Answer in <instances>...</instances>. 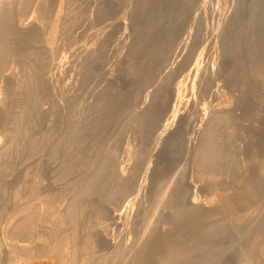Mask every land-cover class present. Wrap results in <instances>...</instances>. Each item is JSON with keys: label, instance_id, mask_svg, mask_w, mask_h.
<instances>
[{"label": "bare ground", "instance_id": "obj_1", "mask_svg": "<svg viewBox=\"0 0 264 264\" xmlns=\"http://www.w3.org/2000/svg\"><path fill=\"white\" fill-rule=\"evenodd\" d=\"M71 1L74 2V0H0V264H108V263L109 264H117V262L119 260H121L123 257H125V255H127L129 252L126 249V247H123L124 245H121L120 241H117L114 237L111 238L108 235V233H109L108 228L109 227L116 228V229L119 228L117 230L131 229L129 226L131 224H133L132 222H134V221H132V219L133 220L136 219L135 217L133 218V213L135 212V214L137 216L139 213L138 208L140 207L141 204L144 203V201L142 203V200L140 197H141V194H143V195L145 194V192L147 191V187L145 185L140 184L141 181H140V183H137L138 177H137L136 166H137V162L139 160L137 162H136V160L134 162L132 161V159H133L132 156H134L131 152L132 147H133V146H131L132 142L131 143L129 142L130 143L129 144L130 152L128 150V152L126 153V156L123 157L124 158L123 160H120V158L118 157L119 154L117 155V153H118L117 147L118 146L116 147V144H115L116 142L114 143V141L116 140L115 139L116 137L114 138V135H113L114 130H113V133H111V135L109 134L110 137L108 136L107 139H105L106 138L105 136H104L105 137L104 140L98 139V137L96 138L95 136H93L94 138L93 137L91 139L88 138L89 140H87L86 145H83L84 147H80L79 144L80 143L84 144V142H85L82 139V138H84V133L86 132V130L87 131L89 130V128L87 127L88 125L86 123L87 121L83 122V120L85 119V116H84L85 113H83L84 119H82L80 121L77 120L78 122L75 121L73 127L70 124V126H71V127L69 126L70 128L66 127L64 129H60V130L55 129V128L54 129L53 128L47 129L46 127H47L48 123L49 122L52 123L51 122L52 120H50V121L48 120L49 122L47 121V125L45 127L47 129L46 131H43L44 130L43 129L44 128L43 127L44 121L41 123L42 125L38 123V125H40V126L37 129V126H38L37 125V119L40 120V118H37V117H39L38 115H40L41 113H44V112L40 111L43 109V107L41 109L39 106L42 105V101L44 103V100L41 99L42 101L40 100L41 101L40 102L39 100H37V97L31 98L32 97L31 91L33 92V90H31V89H33L34 86H32V88H31L30 83L28 85V82H27V86H24L23 82H25V80L26 81L28 80L29 82H33V79L35 80V78L32 76L31 77L29 76V78H27L28 76L24 77L23 72L20 73V71H19V67H20L19 65L22 64L24 56L25 57L27 56V55L23 56V53H25V52L27 53V51L30 49H35L36 44L39 45V43H42V42H44L45 45L50 49L49 52L51 51L50 54L52 56L50 54L49 55L52 57V62H51L52 68L53 67L55 68V67L61 65V63H63L62 61L66 58L65 55H67L68 52L67 53L65 52L66 54L62 53V55H60L61 54L60 53L61 48H59V46L63 47L62 48V51H63L64 47L67 46L68 42H67L66 46H61L58 44V42H59V39H61L62 45H63L64 41L66 42L65 38H64L65 39L64 41L62 40L63 36L61 38V33L63 30L65 31L64 24H65V21L67 20V19L65 20V18L67 17V15H69V13L67 14V11L65 12V9H66L68 4L70 5L72 3ZM82 1H83V3L80 2V5H81V3H82V5H84V4H87V2H88L87 0H82ZM137 1H135V2H137ZM145 1L147 4V1H149V0H144V2ZM102 2H103V0H102ZM188 2H189V0H188ZM258 2H259V5H261L260 4L261 1L259 0ZM138 3L139 2L135 3L136 5H134L133 8L135 6H137ZM51 4H53V10L50 9ZM78 4H79V2H78ZM139 4H142V5L139 6L138 9L141 10V13L143 14V16H145V24H143L144 27L140 26V28H142V27L143 28L142 29L139 28V32H140V30L144 31L145 28L149 27L150 29H152L153 27H156L157 25H159L160 19L156 18L151 13L150 8H149V4L146 5L145 3H141V2ZM143 4H145L146 6ZM97 5H99V3ZM87 7H88V4L85 5L83 7V9L85 10V9H87ZM101 7H102V4H101ZM140 7H141V9H140ZM256 8H258V6ZM134 9L137 10V7ZM38 10H44V11H41V13H40V11H38ZM50 10H52L53 12L52 11L50 12ZM105 10H107V9H105ZM88 11H90V8ZM44 12L46 13L45 14L46 16L52 18L51 21H49V24H48V22L47 23L45 22V21H48L50 19L47 20V18L45 16H43ZM80 12L83 13V11H80ZM102 12H104V10H102ZM134 12L135 11L133 10V13ZM50 13H53V16ZM85 13L88 14L89 12H85ZM35 14H37V16ZM81 14L78 13V15H80V16H81ZM105 14H108V13L105 12ZM73 15H75V14H73ZM78 15H77V18H78ZM80 16H79V18H80ZM132 16H134V15H132ZM42 17L46 18V20L43 21L41 19ZM69 17H67L69 20H74L73 17H75V16H73V17L71 16L73 19H71V17L70 18ZM77 18H75L76 19L75 22L78 21ZM92 18H93V16H92ZM106 18H107V16H106ZM40 19L42 20L41 22H40ZM82 19L84 20V19H86V17H84ZM80 20H81V18H80ZM121 20L122 19L115 21L114 24H117L119 26H123V23ZM44 22L46 23V25L45 26L43 25L44 26L43 27L42 24H44ZM68 24H69V26H70V24L72 25V23H68ZM94 25H95V23H94ZM66 26H68V25H66ZM87 26H89V25H87ZM98 27H100V26H98ZM102 27L104 28L103 25H102ZM75 28H76V26H75ZM150 29H148V32L152 31ZM66 30H68V29H66ZM136 30H134V32ZM245 30L250 31L252 33V35L256 34V36H257V38L254 36L255 39L252 37H248L244 40V44L247 47H249V49L247 48L248 50L245 54V57L248 61L252 62L256 66V67L255 66L254 67L257 69V72L262 74L263 78H264V4L259 9H256L253 12L252 17H250L248 24L245 26ZM100 31L102 32V28L100 29ZM100 31L98 32V29H97L96 33L92 32V35H94L93 33L97 34L96 35V38H97L99 35L98 33H100ZM67 32H69V31H67ZM106 32H109V30L107 31V29H106ZM144 32H143V34H144ZM66 33H63V34H66ZM137 33H138V31H137ZM146 35H148V37H149L151 34L147 33ZM153 35L154 34H152L151 36H153ZM100 37L101 36L99 35V38ZM102 37H104V35H102ZM106 37H108V36H106ZM106 37H104V38H106ZM66 38L69 39V37H66ZM136 38H138V37L135 36V39ZM139 38H143V37H139ZM145 38H147V37H145ZM145 38H143V39H145ZM149 39H151V38H149ZM154 39H155V37H154ZM70 40L72 41V39H70ZM142 40L140 41L141 42L140 46L142 44H144V42H142ZM73 41H74V39H73ZM153 41H151V42H153ZM95 42L96 41H94V44L93 43L92 44L95 45ZM132 42L135 43L136 40L135 41L133 40ZM137 42H138L137 44H139V41H137ZM99 43H100V41H99ZM99 43L97 42L96 44L99 45ZM147 43H145V44H147ZM76 44H78V43H76ZM83 44L85 46L87 43H83ZM119 44H121V43H119ZM164 44H165V42H164ZM90 45L91 44H89L86 47V48H88L87 50L90 49ZM100 45L102 46V44H100ZM135 45L133 44L132 46H135ZM42 46H44V45H42ZM42 46H40V47H42ZM71 46H72V44H71ZM75 46H74V48H75ZM96 46L93 47L94 49H92V51L96 50L95 48H98ZM47 47L46 48L43 47V51L45 49H48ZM68 47H69V45H68ZM71 48H73V47H71ZM76 48H78V47H76ZM102 48L97 49L99 53L101 52L100 50ZM151 48H152V46H151ZM85 49H84V52H85ZM133 49H135V48H133ZM36 50L39 51V48H36ZM36 50H34V51H36ZM40 50L42 51L41 48H40ZM75 50H79V49H75ZM81 50H83V47ZM97 50H96V52H97ZM106 50H107V48H106ZM30 51L34 54V51H32V50H30ZM67 51H69V53H71L70 52L71 49L70 50L67 49ZM147 51H148V49H147ZM96 52H93V53H96ZM150 52H151V50H150ZM37 53H39V52H36V54ZM73 53L76 54V52H73ZM88 53H90V52H88ZM105 53H106V51H105ZM151 53H153V52H151ZM90 54H87V55H90ZM38 55H36V56H38V58H39L40 54H38ZM43 55L44 54H42V57H43ZM46 55H47V53H46ZM82 55H84V54H81L80 56H82ZM97 55H98V53H97ZM48 56H47V58H48ZM69 56H71V54ZM85 56H86V54H85ZM51 57H50V59H51ZM90 57H91V55L89 57L87 56V59ZM92 57L94 59V56H92ZM30 58L32 59L33 57H30ZM36 58L37 57H35V59ZM80 58L83 60L84 57L83 58L80 57ZM31 59L29 60L30 62L32 60H34V59L31 60ZM42 59L46 60V58L45 59L42 58ZM79 59H77V60L80 61ZM99 59H100V57H99ZM47 60H46V62L45 61L44 62L47 63ZM74 60H76V59H74ZM29 61L27 60L28 64H29ZM38 61H37V65H38ZM90 61L93 62L92 58H91V60H87V62L89 63L88 65H90ZM100 61H101V59H100ZM35 62H34V65L36 64ZM87 62H85V63H87ZM31 63H33V62H31ZM64 63L66 64V61ZM70 63L73 64V62H70ZM79 63H82V62H79ZM24 64L26 65L25 68L27 69L28 64L25 62H24ZM42 64H44V63H42ZM83 64L84 63H82V65ZM84 65H86V64H84ZM44 66H45V64H44ZM48 66H49V62H48V65L45 67L47 68ZM78 66H79V64H78ZM39 67L40 66H38L37 68L39 69ZM249 67H252V66H249ZM33 68H35V67H33ZM48 68H50V67H48ZM63 68H65V67H63ZM66 68H67V66H66ZM86 68H88V69H86ZM86 68H85L86 69L85 71L87 72V70H89L91 67L90 68L86 67ZM20 69H21V67H20ZM50 69L47 72L45 70V72H46L45 74L48 73L47 77H49L51 75L50 71H52V70L54 71V69H52V70H50ZM58 69H55V71H57ZM67 69H66L67 71H70L69 68H67ZM71 69H74V67H71ZM78 69L79 68H76L73 71L75 72ZM82 69L84 71V68H81V70ZM142 69H143V67H142ZM62 70H64V69H62ZM196 70H198V69H196ZM24 71H25V69H24ZM28 71H29V69L27 70V73H28ZM38 71H42V68L39 69ZM60 71L61 70H59V72L58 71L57 72H58V74L60 73V75L62 76L63 74H61V72H63V71H61V72ZM91 71L92 70L90 69L89 72H91ZM64 73L68 74V73H66V71H64ZM80 73H82V72H80ZM26 74H25V76H26ZM45 74H44L43 79H45V76H46ZM58 74H56V77L59 80L60 78H58ZM74 74H76V72ZM39 75L40 74H38V76ZM69 75H70V73H69ZM87 75L93 76L89 73ZM87 75H84V76H87ZM38 76L36 74V79ZM52 76H53V74H52ZM78 76H79V78L82 77L81 75H78ZM78 76H77V79H79ZM84 76H83V78H84ZM88 76H87V79H88ZM94 76L97 77L98 74L96 73ZM101 77L99 79H101ZM54 78H55V75H54ZM54 78H52V79L54 80ZM65 78H62V80L63 79L65 80ZM71 78H73V77H70L69 79L71 81H73ZM38 79H41V77H38ZM90 79H88V80H90ZM96 79L98 80V78H94L93 80H96ZM30 80H32V81H30ZM45 80H47V79H45ZM53 80H51V81H53ZM55 80L53 82L54 85L56 84ZM91 80H90V82H91L90 84L93 83ZM48 81L43 80L42 84H43V82L48 83ZM161 81L162 80H160V82ZM36 82H39V83H37L38 85L41 83L40 81H36ZM36 82H35V85H36ZM66 82H67V80H65V83ZM80 82H82V81H80ZM100 82L96 81V82H94V84L96 85V83H98L97 85H99ZM62 83H63V81H62ZM79 84H80V86L82 84V86L86 87L89 84V81L86 82V85H84L85 83H78L77 84L78 87L76 84H72V85L73 86L75 85L77 87V89L80 90ZM90 84L88 86H90ZM51 85L52 84H50V86ZM62 85H63V87L62 86L61 87H55L52 85L51 89H47L50 86H48V87L46 86L47 87L46 89L49 90L48 93H46V94H49L51 96L52 101H54L56 98H57L56 100H59L60 103H61V101H66L67 99L69 100L70 97H66L65 93H64L67 90V89H64V87L66 88L68 84L64 85V83H63ZM70 85H68V86H70ZM57 86H59V85H57ZM75 86H74V88H75ZM245 86H246V84H245ZM84 87H82L81 90L84 91V89H85V91H86L87 88H84ZM93 87H98V86H93ZM67 88H69V87H67ZM115 88H114V90H115ZM139 88L140 87H138V89ZM145 88H143V89H145ZM37 89H39V88L37 87ZM93 89H95V88H93ZM109 89H110V87H109ZM68 90L71 91V88ZM101 90H103V89H101ZM137 90L136 91L134 90L136 95L133 98L131 96L132 94L130 93L131 90L129 91V93L131 95H129V93H127V95H129V96H126V97L132 98L134 101L130 98H129V100H132V102L135 103L137 106L132 108V109L129 108V110H126L121 115L120 119L117 118L118 119L117 125H116V126H118V128H117L118 130L116 131L117 133L119 132L121 134V133L128 132V131L135 133L136 129H137V131L141 129L139 126H137V123L141 122L140 119H138L139 121H137V114H140V117H141V113L145 111L146 99L144 97L146 95V98H147V93L149 92V94H150V90L148 92L145 90L143 96H140V93L137 95V93H136ZM20 91L23 92L22 96H24V99L22 98V96L19 97V99H18V96H19L18 94ZM37 91L35 89V91H34L35 93H33V95L35 94V96H36ZM41 91L45 92L43 90V88ZM73 91H71V93L69 92L70 95L75 94L76 90L74 91V93H72ZM88 91H86V92H88ZM43 92H40V93H43ZM78 92H77V94H78ZM80 92H82V91H80ZM91 92H93V91L91 90ZM106 92L107 91H105V94L107 95ZM123 92H126V91H123ZM155 92L158 93L157 91H155ZM82 93H79V96H77V97L74 95V97H76V99H78V97H79V101H80V97H81L80 94H82ZM97 93H98V90H97ZM97 93L95 96H99V95H97ZM100 93H101L100 98L102 99V97H103L102 93L104 94V92H100ZM109 93L110 92L108 90V94ZM112 93L113 92H111V94ZM90 94L91 93H89V96H90ZM115 94H114V96L116 97ZM124 94H126V93H124ZM85 95H87V94H85ZM85 95H82L83 99L86 97ZM150 95H148V96H150ZM154 95H156V94L154 93ZM263 95H264V93H263ZM52 96H54V98L55 97L56 98L55 99L53 98L54 99L53 100ZM118 96L119 95H117V98H118ZM120 96H122V93ZM74 97L72 98V100L74 99ZM126 97H125V99H126ZM21 98L24 101L20 100ZM39 98H41V97L39 96ZM44 98H49V96L47 97L45 95ZM90 98H91V96H90ZM100 98L96 99V101L99 100V102H100ZM117 98H116V100H117ZM121 98L124 99L123 97H120V99ZM156 98H158V97H156ZM30 99L32 101L33 100L35 101V99H36V102L34 103L31 101V103H30ZM76 99L73 100V103H74V101L76 102ZM105 99H106V96H105ZM112 99H111V101H112ZM45 100H47V99H45ZM56 100H55V102H56ZM68 100H67V102H68ZM87 100L88 99H86V101ZM102 100H104V97ZM116 100H115V102H116ZM129 100H127L128 103H129ZM47 101H49V100H47ZM59 101H57L58 104L56 106H59ZM92 101H93V99H92ZM117 101L119 104V100H117ZM121 101H123V100H121ZM39 102L41 104V105H38V107L40 109L37 107V103L39 104ZM81 102H82V99H81ZM99 102H98V104H99ZM101 102H103V101H101ZM105 102H107V100ZM234 102H235V100H234ZM45 103H44V105H45ZM70 103H72V102H69V105L71 107L72 105ZM89 103H91V101ZM109 103H107V105ZM235 103L237 104V102H235ZM238 103L240 104V102H238ZM62 104H64V103H62ZM77 104H79V103H76V105ZM94 104L95 103H93V105ZM153 104H154V102H153ZM214 104H216V103H214ZM220 104H221V102L216 104V106H214V107H212L213 105L210 107V104H209V107H208V105L206 106L205 104H203L204 106L201 108L203 110V112H202L203 118L202 119H204L208 116V118L205 120L206 123L204 125V128L202 127L201 129H197L196 124L191 123V125L193 124L191 127L192 134L199 133L198 139L193 144L194 145L193 146V152H194L193 155L196 156V159H194V161H193V163H194L193 166L197 170L198 175H201V177L206 179L205 181H207V183L205 182L204 184H209L211 186L216 185V186H218V190H216V192L213 194L210 201H208V202L198 201V199L196 200L195 198H194L195 200L194 199L192 200L191 195H193V194L190 193V192H193V191H191L192 188L190 190L188 185L185 187V184H183L184 181L182 182V178L184 176L183 175L184 173H182V174H180V176L177 175L176 177H174L172 179L170 178L171 180H169V181L167 180L168 182L166 181L163 185H161L158 188V190H156V196H154L155 199L153 198L154 200H153V202H151L150 205L145 203L148 210L146 212H144V209H143V214L144 213L145 214L143 215L141 213L142 214L141 216L143 217V220H144V222H143L144 223L143 227L145 226L143 228L144 232H146L148 234L151 233L149 218H151V216H152L151 214L155 215L154 213L158 212L161 207H167L170 210L171 214L174 216V219L176 220L177 226H179V227L182 226L184 223L187 224V222H190V223H192V225L193 224L195 225V223H193V222L194 221L196 222V220H198L199 218L204 219V222H205L209 219H212L214 217V215L220 211H222L225 214L229 213V216H230V213H233L234 215H232V214L231 215L235 216V222L229 227V225L227 226L225 224V222H223V221H220V220L216 221V220L212 219V222H210V224L207 223L209 225L208 227H206L207 229H204L201 232L194 230V232H193L194 234L192 233L193 236H196V239L198 236V240H200V243L198 242L200 244V246H196L197 249L199 250V252L192 250V249L190 250V247L188 249V246L186 249L183 247L184 250H183V248L181 250L180 245H179L181 243V242L179 243L180 239L178 238L179 239L178 241L176 239L175 240L176 242L174 241V243H176V244L174 246H172V248L169 247L170 250L168 251L167 255L164 254V256H163L164 260L162 258L164 263H162V264H234V262L231 261L230 257H236L237 259L240 258L239 259L240 261L241 260L244 261V262L243 261L240 262L239 260L235 259L237 261V263H235V264H264V160L260 161L259 159H257V157L263 158L264 155H254L253 157H249L248 155H246L247 151H246L245 146L237 148L235 146V144L229 140H227L225 142H223V140H221L222 141L221 143H223L222 145H221V143H219L220 141H218V137H220V136H218V132H219V130L221 131V129H222L221 127L228 121V118L232 112V109L225 108L224 106H222ZM48 105H49V103H48ZM50 105L53 106L52 102ZM93 105H91V106H93ZM101 105H103V104L101 103ZM109 105H111V104H109ZM112 105H114V103H112ZM112 105L109 107L112 108ZM150 105H148V103H147V106H150ZM231 105H233V104H231ZM56 106L54 105V107H56ZM60 106H62V105L60 104ZM78 106L79 105H77V107H76L73 104L74 112L77 109H79ZM95 106H96V104H95ZM62 107L61 108L59 107V108L62 109ZM86 107H88L87 104H86ZM120 107H121V105H120ZM176 107H178V106H176ZM232 107H235V105H233ZM51 108L52 107H50V109ZM91 108L89 110L88 109H85V110H88L89 112L91 111L92 114L93 113L95 114L96 112H92L94 108L92 110H91ZM96 108H97L96 111H98V107H96ZM111 108L109 111H111ZM44 109L47 110L46 108H44ZM56 109H58V108H56ZM56 109H54L53 111L56 112L55 111ZM67 109L64 111V113L66 111L70 110L71 108H69L68 110ZM113 109L116 110V108H113ZM181 109H182L181 112L179 110L178 111L179 113L177 111L175 113L174 112L175 110L173 108L172 110H174V111H172V113H175L174 119L172 118L173 120L165 121L161 124H157L158 126H160V130L162 131L161 134L164 135L163 136V135L159 134L160 138H161V136H163L162 140H164L163 139L164 137L166 139L169 137V135H173L171 133L178 131V129L180 128L182 123L186 122L187 124L188 123L190 124V121L193 122L195 115H197L200 111V108L198 107V105L196 103H193L188 107L186 106V110H185V107H184V109L183 108H181ZM79 110H81V109H79ZM99 110H101V109H99ZM47 111H50V110H47ZM82 111H83V109H82ZM123 111H124V109H123ZM152 111H153V109H152ZM59 112H62V111L60 110ZM74 112H72V114ZM84 112H86V111H84ZM89 112H88V116L90 114ZM108 112H106V113H108ZM57 113L58 112H56L55 114H57ZM70 113H68V114H70ZM44 114H46V111ZM47 114H48V112H47ZM47 114L44 115L46 117H44V116L43 117L48 119L49 116H47ZM72 114L70 115V117L72 116ZM98 114H99V112H98ZM144 114H145V112H144ZM74 115H75V113L73 114V120H74ZM149 115H150V113H149ZM233 115H235V114H233ZM61 116L63 119V114H60V117ZM83 116H79V114H78L79 118L80 117L83 118ZM86 116H87V114H86ZM90 116H89L88 120H90ZM101 116L102 115H100V117ZM103 116H104V114H103ZM92 117L96 118L95 116H92ZM97 117L98 118H96V123L98 121L97 119H99V116H97ZM105 117H107V116L105 115ZM49 118L52 119L53 117L52 118L49 117ZM101 118L103 119V117H101ZM147 118L149 119L148 115H147ZM168 118H167V120H168ZM55 119H57V118H55ZM141 119H142V117H141ZM195 119H197V117ZM202 119H201V121H202ZM156 120H157V118H156ZM59 121L56 123L60 125V128L62 126H65V125L61 126L60 122L62 120L60 122ZM71 121L72 120H69V122H71ZM90 121H92V120H90ZM90 121H88V122L90 123ZM99 121H101L102 125H103V121L101 119ZM150 121H151V119H150ZM150 121H142V122L143 123H145V122L150 123ZM63 122L66 124V120L62 121V123ZM93 122H95V120ZM93 122L91 123V125H93ZM105 122H107V121H105ZM53 123H54V121H53ZM98 123H100V122H98ZM158 123H160V122H158ZM49 125H48V127H49ZM52 125L53 124H51V126ZM144 125L147 126V124H144ZM44 126H45V124H44ZM54 126H56L55 123H54ZM96 126H98V125L96 124ZM96 126H94V127L96 128ZM99 126L101 127V125H99ZM148 126H151V124ZM138 127L140 129H138ZM147 127H146L145 131H147ZM153 127H151V128H153ZM92 128L93 127H91L90 129H92ZM94 129H92V131ZM98 129H99L98 132H100L101 128H98ZM103 129H102V131L105 133L106 130L104 131ZM114 129L116 130V128H114ZM143 129H145V128H143ZM97 130H96V132H97ZM96 132L94 134H96ZM103 132H102V134L104 135ZM140 132H142V131H140ZM150 132L151 131H149V133ZM107 133H109V130L107 131ZM143 133H144V130H143ZM102 134H100V136L99 135L98 136L100 138H102L101 137ZM147 134H148V132H147ZM246 134L248 136V139L257 137L256 134L253 133V131L247 130ZM112 135H113V138L115 140L112 139L113 142H109V139L112 138L111 137ZM86 136L87 135H85V138H86ZM143 136H144V134H143ZM145 136H146V133H145ZM159 136H158V138H159ZM90 137H91V135H90ZM176 137L177 136H174V139H176ZM158 138H157V140H158ZM98 140H100V141H98ZM112 140H110V141H112ZM117 140H118V138H117ZM257 140L260 143L264 144V139H257ZM189 141H190V139L188 140V142ZM165 142H166V140H165ZM160 143H161V141H157L158 147H159ZM243 154L246 155V157L241 156ZM67 160L69 162L71 161L70 163L73 162V164L71 166H69L68 168H66L67 167L66 166L64 169L65 165L63 162H65ZM68 161L65 162V164H67ZM253 161L259 162V166H260V168H258L259 170L251 168V164ZM149 170H150L149 168H146V171H149ZM37 172H38V174H35ZM144 172H145V170H144ZM139 176L141 177V175H139ZM148 178H149V176L147 175L146 179H148ZM208 194H207V196H209ZM148 203H150V202H148ZM141 206H143V205H141ZM143 207H145V206H143ZM120 210L126 211V217L123 216V215H125L124 213L122 215V213H121L122 211H120ZM118 211H120L121 214ZM129 212H130V214H129ZM136 212H138V213H136ZM122 216L125 218V220L122 219L123 218ZM232 218L233 217H231L230 220H233ZM141 220H142V218H141ZM150 223H151V221H150ZM190 223H188V224H190ZM192 225L190 224V226H192ZM192 229H195V226ZM200 229H201V227H200ZM174 230H175V228H174ZM190 231H191V227H190ZM231 231L232 232L234 231V233H235L234 237L232 236L233 234H229V232H231ZM228 234H229V236L231 235L230 236L231 238H234L232 241L230 240L231 242L229 244L228 243L226 244V242H227L226 239H224L225 240L224 244H222V242L220 245L215 244L217 242V240L215 238H219V237L220 238H228ZM251 236H253V240L250 238ZM180 237H181V235H180ZM193 238H195V237H193ZM146 240L147 239H145V241ZM211 240H216V241L214 242ZM181 241L183 244L184 241L183 240H181ZM148 242H150V241L143 242V244L140 245L141 250L137 247L139 249V251H142L141 253L143 255H144V253H143L144 250H146V248H147V244H149ZM104 243L108 245V247L111 249V251L104 253V254H97V251L95 249L96 245L104 244ZM141 253L139 252L138 255H141ZM142 257H144V256H142ZM142 257L140 258V256H139L138 258L142 259ZM94 259H97V262H93ZM181 261H183V263Z\"/></svg>", "mask_w": 264, "mask_h": 264}, {"label": "rangeland", "instance_id": "obj_2", "mask_svg": "<svg viewBox=\"0 0 264 264\" xmlns=\"http://www.w3.org/2000/svg\"><path fill=\"white\" fill-rule=\"evenodd\" d=\"M77 1L78 0H74V2L71 1L72 3L70 2L71 4L70 5L68 4L66 9H65V12L67 11V14L69 13V15H67V17H69L71 14H72L71 15L72 17L73 16H75V17H73L74 20H69L67 17L65 18V20L67 19L66 21L64 20L65 21V24H64L65 31L64 30H63L64 32L62 31L61 38L63 36L62 40L64 41L66 39V42L64 41L65 43L63 42V45L61 44L62 43L61 39H59V42H58V44L61 46H66V44L68 42L67 46L64 47L63 51H62L63 47L59 46V48H61V50H60L61 54L60 55H62V53L63 54H66L67 52L69 53V51H67V49L68 50L71 49V51H70L71 53H69V54L67 53V55H65L66 60L65 59L64 60L66 61V64L64 63L65 61L63 60L62 61L63 63H61V65H59L55 68L54 67L52 68V64H51V62H52L51 56L52 55L50 54L51 51L49 52L50 49L45 45L44 42H42L43 44L42 43H39V45L36 44L35 49H30V50L34 51V50H36V48H39V51H37V50L34 51V54L30 50H28L27 53L26 52L23 53V56L24 55H27V56L26 57L24 56L22 64L19 65L21 67V69L19 67V71H20V73L23 72L24 77L28 76L27 78H29V76L30 77L32 76L35 78L36 81L41 82L40 83L41 85L40 84L38 85L37 83H39V82H36L34 79H33V82H29L28 80L27 81L25 80V82H23L24 86H27V82H28V85L30 83L31 88H32V86H34L33 89H31V90H33V92L31 91V93H32L31 98L37 97V100L40 101L42 99V100H44V103L47 100H49V101H47L49 103V105L47 102L44 105L42 100H41L42 105L40 104L41 101L39 102V104L37 103V107H38V105H41V106H39L41 109L43 107V109L40 110L41 112L45 113V111H46V114L48 112L47 116H49L51 118L53 117L52 119H50L49 117L47 119V118H44V117H46V116H44V115H46L44 113H41L40 115H38L39 117H37V118H40V120L37 119V125H38V123L41 124L44 121L43 122V127H44L43 129L44 130L42 129L43 131H46L49 128H51V129L55 128V129H59V130L64 129L66 127L68 128L70 126V124L73 127L75 121L78 122V121L84 119V116H85L86 120L84 119L83 122L87 121L86 123L88 125L87 127L89 128V130L88 131L86 130V132L84 133V138H82V139L85 142H84V144L80 143L81 144V145L79 144L80 147H84L83 145H86L87 140H89L88 138L91 139L93 136H95L96 138L98 137V139H101V140L102 139L104 140L105 137H106L105 139H107L108 136L110 137L111 133H113V130H114L113 135H114V138L116 137L115 138L116 140L113 138V135H112L111 136L112 138L109 139V142H113V140H115L114 143L116 142L115 143L116 147L118 146L117 147V150H118L117 155L119 154L118 157L120 158V160H123L124 159L123 157L126 156V153L130 149L129 144L132 142L131 146H133V147H132L131 152L134 155V156H132L133 157L132 161L134 162L136 160V162H137L139 160L137 162V166H136L137 177H138L137 183H140V181H141L140 184L145 185L147 187V191L145 192V194L144 195L141 194V197H140L142 200V203L144 201V203L141 205H143L145 207H146V204L150 205L151 202H153V200L155 199L154 196H156V190H158V188L161 185H163L167 180L169 181L172 178L176 177L177 175L180 176V174H182V173H184L183 174L184 176L182 178V182L184 181L183 184H185V187L188 185L190 190L192 188L191 191H193V192H190L191 194H193V195H191L192 200L195 198L196 200L198 199V201L208 202V201H210L211 197L216 192V190H218V186H216V185L211 186L209 184H204L205 182L207 183V181H205L206 179L201 177V175H198L197 170L193 166L194 165L193 161H194V159H196V156L193 155L194 154V152H193V146L194 145L193 144L198 139L199 133L192 134L191 127L195 123L197 129H201L202 127L204 128V125L206 123L205 120L208 118V116L206 118L202 119L203 118V114H202L203 110L201 108L204 106L203 104H205L206 106L208 105V107L210 104V107L212 105H213L212 107H214V106H216V104L221 102L220 105L224 106L225 108L232 109V112L228 118V121L221 127L222 128L221 131L219 130V132H218V136H220V137H218V141H220L219 143L222 142L221 140H223V142L229 140V141L233 142L237 148L245 146L246 151H247L246 155H248L249 157H253L254 155H264V146H263L264 144L260 143L257 140V139H264V95H263V93H264V80L263 79L264 78H263L262 74L257 72V69L255 68L256 66L252 62H250L246 59L245 54H246L247 50L249 49V47H247L244 44V40L248 37H252L254 39H255V37L257 38L256 34L252 35V33L250 31L245 30V26L248 24L250 17H252L253 12L256 9H259L261 6H263L264 0H260L261 5H259V2H258L259 0H189V2H188V0H149V1H147V4H149V8H150L151 13L156 18L160 19V23H159L160 26L157 25L158 27L156 26V27H153L152 29H150L149 27L145 28L144 31L146 30L147 32L140 30L141 33L139 32V28H140V26L144 27L143 24H145V16H143V14L141 13V10H139L138 7L142 5V4H139L140 2L146 4V1L144 2V0H142V1L141 0L140 1L139 0L138 1L137 0H103V2H102V0H87L89 3L87 2L88 7L85 10L83 9V7L87 4L82 5V3H83L82 0H79L78 1L79 4H78ZM135 1L139 2L138 3L139 5L137 4V6L134 7V8L137 7V10L133 8V6L136 5L135 3H137ZM80 2H82L81 5H80ZM98 3H99V5H97ZM101 4H102V7L104 9L101 7ZM145 4H143V5H145ZM257 6H258V8H256ZM89 8H90V11H88ZM50 9L53 10V4H51ZM105 9H107V10H105ZM140 9H141V7H140ZM52 10H50V12ZM102 10H104V12H102ZM133 10L135 11L134 13H133ZM38 11H40V13H41V11H44V10H38ZM80 11H83L84 14ZM45 12H44L43 16H45L47 18V20L48 19H50V20L45 21L46 18H44V17H42L41 19L43 21H45L46 23L48 22V24H49V21H51L52 18L46 16ZM85 12H89V13L86 14ZM105 12L108 14H105ZM78 13H80V14L82 13L83 15L81 14V16H80V15H78ZM37 14H35V15L37 16ZM50 14L53 16V13H50ZM73 14H75V15H73ZM76 14L78 15V18H77ZM132 15H134V16H132ZM79 16H80L81 20H80ZM92 16H93V18H92ZM106 16H107V18H106ZM72 17H71V19H73ZM84 17H86V19L87 20L89 19V20L88 21L86 19L83 20L82 18H84ZM75 18H77L78 21L75 22V20H76ZM41 19H40V22L42 21ZM120 19H122L121 21L123 23V26H119L117 24H114L115 21L120 20ZM45 22H44V24H42V26L46 25ZM68 23H72V25L70 24V26H69ZM94 23H95V25H94ZM66 25H68V26H66ZM87 25H89V26H87ZM102 25L104 26V28L102 27ZM75 26L77 29L75 28ZM98 26H100V27H98ZM101 28H102V32L100 31ZM105 28L107 29V31L109 30L110 33L106 32ZM142 28H140V29H142ZM66 29H68V30H66ZM97 29H98V32L100 31V33H98V34L101 36L100 38L102 40L99 38V35L96 38L97 34H95V33H96ZM148 29H150L152 31L149 30L150 32H148ZM134 30H136L135 31L136 33L134 32ZM67 31H69V32H67ZM137 31L140 35L137 33ZM92 32H95V33H93L94 35H92ZM143 32H144V34H143ZM63 33H66V34H63ZM147 33H149L151 35L154 34L155 36L154 35L153 36L155 37L156 40L151 35H150L151 37L150 36L148 37V35H146ZM101 34L104 35V37H106V36H108V37L104 38V37H102ZM135 36H137L138 38L135 39ZM66 37H69V39H67ZM139 37H143V38L147 37V38H145L146 39L145 40V39L139 38ZM149 38H151V39H149ZM70 39H72V41ZM73 39H74V41H73ZM140 39L141 40L143 39L142 40V42H144V44H142L143 46L142 45L140 46V43H141ZM133 40L134 41L136 40V42L135 43L132 42ZM94 41H96L95 45H93ZM99 41H100V43H99ZM137 41H139V44H137L138 43ZM151 41H153L154 43ZM75 42L78 44H76ZM97 42L99 43V45L102 44V46L101 45L99 46L98 44H96ZM164 42H165V44H164ZM83 43H87L88 45L91 44L90 49L87 50L88 48H86V47L88 45L86 44L87 46L86 45L84 46ZM119 43H121V44H119ZM145 43H147V44H145ZM71 44H72V46H71ZM133 44L134 45L136 44V45L132 46ZM42 45H44V46H42ZM68 45H69V47H68ZM40 46H42V47H40ZM74 46H75V48H74ZM94 46H96L98 48L103 47L101 50L99 49L101 51L100 52L101 54L98 52V50H97L98 48H95L97 50V52H96V50L92 51V49H94L93 48ZM151 46H152V48H151ZM43 47H45V48L47 47L48 49L44 48L46 50V51L44 50L45 51L44 52ZM71 47H73V48H71ZM76 47H78V48H76ZM82 47H83V50H81ZM40 48L42 49L43 52L40 50ZM106 48H107V50H106ZM133 48H135V49H133ZM75 49H79V50H75ZM84 49H85V52H84ZM147 49H148V51H147ZM150 50L154 54L151 53ZM105 51L107 54L105 53ZM36 52H39V53L36 54ZM73 52H76V54H74ZM88 52H90L91 54ZM93 52H96V53H93ZM29 53L30 54L32 53V54L30 55ZM46 53H47V55H46ZM97 53H98V55H97ZM35 54L36 55L40 54V57L38 58L39 55L36 56ZM42 54H44L45 56L43 55V57H42ZM70 54H71V56H69ZM81 54H84V55L80 56ZM85 54H86V56H85ZM87 54L91 55V57L88 59H87V56L89 57L90 55H87ZM48 55L51 57V59ZM47 56H48V58H47ZM92 56H94V59ZM30 57H33L32 59H34L36 62L34 60H32ZM35 57H37V58L35 59ZM41 57L44 59L46 58V60L48 59L49 61L47 60V63H45L46 60H43ZM80 57H82V58L84 57L83 58L84 61ZM99 57H100L101 61H100ZM91 58H92L93 62L90 61V65H88L89 61L87 62V60H91ZM30 59L32 60L31 62H33V63H31L29 61ZM74 59H76V60L79 59L80 61H78V60L76 61ZM27 60L29 61V64H28ZM37 61H38V65H37ZM24 62L28 64L27 69L25 68L26 65L24 64ZM34 62L36 63L35 65H34ZM48 62H49L48 67H50L51 69L48 67L47 68L45 67L48 65ZM70 62H73V64L75 63L74 64L75 66ZM79 62H82V63L86 64L87 66L84 64L82 65V63H79ZM85 62H87V63H85ZM42 63H44L45 66ZM78 64H79V66H78ZM32 66L35 68H33ZM38 66H40L39 69L42 68V71H38L39 70L37 68ZM66 66H67V68H69L70 71H67L68 69L66 68ZM249 66H252L253 68L249 67ZM63 67H65V68H63ZM71 67H74V69H71ZM86 67H89V68L91 67L90 69L93 72L92 71L89 72L90 69L87 70V72L93 76L87 75L88 73L85 70L88 68H86ZM142 67H143V69H142ZM76 68H79V69L77 71H75L76 74H74L75 72L73 70H75ZM81 68H84V71H83V69L81 70ZM24 69L26 72L24 71ZM28 69L30 72L28 71V73H27ZM49 69L50 70L54 69V71H55V69H58L57 70L58 72H59V70H61L63 72H61V71L60 72L63 75L61 76L60 73L58 74L57 71H55L56 72L55 73L52 70L53 72L50 71L51 75L49 76L50 77L49 78V77H47L48 73L45 74ZM62 69H64V70H62ZM196 69H198V70H196ZM45 70H46V72H45ZM64 71H66V73H68V74H65ZM80 72H82V73H80ZM69 73H70V75H69ZM96 73L98 74L99 77L94 76ZM25 74H26V76H25ZM36 74H37V76H38V74H40L38 77H41L42 80L38 79V77H37V79H38L37 80ZM44 74L46 75L45 79H47V80L43 79ZM52 74H53V76H52ZM56 74H58V78H60L59 80L57 79ZM54 75H55V78H54ZM78 75H81L82 77L79 78ZM84 75H87L88 79H90V78L92 79V80L91 79L90 80L93 82L92 83L93 85L90 84L91 83L90 80H88L87 76H84ZM77 76L79 79H77ZM83 76H84V78H83ZM61 77L62 78L66 77L67 79L65 78V80H67L68 83L67 82L65 83V80L64 79L62 80ZM70 77H73L71 79L74 82L69 79ZM100 77L102 80L99 79ZM52 78H54V80L56 79L55 85L53 83L54 80ZM94 78H98V80L97 79L93 80ZM86 79L89 81L90 86H88L89 84L86 87L82 86V84H81V86L84 88H87L86 91H88V90L89 91L86 92L84 88H83L84 91L81 90L82 87L80 86V84H79L80 90L77 89L78 83H85L84 85H86V82H88ZM43 80L44 81L49 80V81H48V83L43 82V84H42ZM51 80H53V81H51ZM79 80L82 82H80ZM160 80H162V81L160 82ZM30 81H32V80H30ZM34 81L36 82L37 86L35 85ZM62 81H63L64 85H67V84L70 85L71 84L70 86L67 85V87H69V88L64 87V89H67L66 90L67 92L66 91L64 92L65 96L70 97V98H69V100L67 99L68 102L66 100V101H61V103H60L59 100H56L57 99L56 97H55L56 98L55 99L54 96H52V99L54 98L56 100V102L54 99H53L54 101H52L51 96L49 94H46L49 91L47 89H51L52 85L55 87H61V86L63 87ZM96 81L100 82V84L97 85L98 83H96V85H95L94 82H96ZM50 84H52V85L50 86ZM72 84H76L77 87L74 85L75 86V88H74V86ZM245 84H246V86H245ZM57 85H59V86H57ZM46 86L47 87L50 86V87L47 88ZM93 86H98V87H93ZM37 87L39 89H37ZM109 87H110V89H109ZM138 87H140V88L138 89ZM34 88L36 89V91L38 90L36 92V96H35V94L33 95V93H35ZM42 88L45 92L41 91ZM70 88H71V91H73L74 89L76 90L75 94L70 95L71 91L68 90ZM89 88L90 89L92 88L91 90L93 92H91V90ZM93 88H95V89H93ZM114 88H115V90H114ZM143 88H145V89H143ZM101 89H103V90H101ZM97 90H98V93H97ZM104 90L107 91L106 92L107 95L105 94ZM108 90L110 92L109 94H108ZM134 90L135 91L137 90L136 93H137V95L140 93V96H143L145 90L147 92L150 90V94L152 93L150 95L148 92L147 98H146V95L144 97L146 99V109L144 111L146 115L144 114V112H142L141 113L142 119H141L140 114H137V121H139L138 119H140V121H141V122H138L139 124L137 123V126H139L141 129L138 127V129H140V130L137 131V129H136L135 133L128 131V132H124L121 134L118 132L119 133L118 134L116 132L118 130L117 129L118 126H116L118 119H120L121 115L126 110H129V108L132 109V108L137 106L135 103L132 102V100H133L132 98L136 95ZM21 91L18 94L19 95L18 99H19V97H21L23 95V92H21ZM74 91L72 93H74ZM80 91H82L83 93ZM99 91L104 92V94L102 93L104 100H102L103 97H102V99L100 98L101 93ZM123 91H126V92H123ZM129 91L132 95L129 93ZM155 91H157L158 93H156ZM40 92H43V93H40ZM77 92H78V94H77ZM111 92H113L114 94L116 93L115 94L116 97L114 96L113 93L111 94ZM79 93H82V94H80L81 95L80 101H79V97H78V99H76V97L79 96ZM84 93L87 94L88 96L85 95ZM89 93H91L90 94L91 98L89 96ZM96 93L99 96H95ZM121 93H122V96H120ZM124 93H126V94H124ZM127 93H129V95H131L132 98H130V97L127 98L126 96H129V95H127ZM154 93L156 95H154ZM45 95L47 97L49 96L50 99L44 98ZM74 95L76 97H74ZM82 95L86 96V97L84 96L85 100L82 98L83 97ZM117 95H119L118 96L119 99L117 98ZM148 95H150V96H148ZM39 96L41 98H39ZM105 96H106V99H105ZM124 96L126 97L127 100H129V98L132 100H129V103H128V101L125 99ZM73 97H74L73 100L76 99V102L74 101V103L72 100ZM120 97H123L124 99H122V98L120 99ZM156 97H158V98H156ZM22 98L24 99V96H22ZM22 98L20 100H22ZM99 98H100V102H99V100L96 101V99H99ZM110 98L112 99V101ZM116 98H117V100H119V104H118V101L116 100ZM45 99H47V100H45ZM81 99H82V102H81ZM86 99H88V100L86 101ZM92 99H93V101H92ZM233 99L235 100V102H237V104L234 102ZM106 100H107V102H105ZM115 100L117 103L115 102ZM121 100H123V101L125 100V101L123 102ZM22 101H24V100H22ZM31 101L32 100L30 99V103H31ZM57 101H59V106H56L58 104ZM90 101L92 104L89 103ZM101 101H103V102H101ZM32 102L35 103L36 99H35V101L33 100ZM51 102H52L53 106L50 105ZM69 102H72L76 107H77V105H79L78 108L81 110L77 109L74 112L73 104L70 103L72 105L70 107ZM98 102H99V104H98ZM153 102H154V104H153ZM238 102H240V104ZM62 103H64V104H62ZM76 103H79V104L76 105ZM85 103L88 105V107H86ZM93 103H95L96 106H95V104L93 105ZM101 103L103 105H101ZM107 103H109L111 105H112V103H114V105H112V108H111V107H109L111 105H109V104L107 105ZM147 103H148V105H150V104L151 105L147 106ZM193 103H196L198 105V107L200 108V111L197 115H195L193 122L190 121V124L189 123L187 124L186 122L182 123L180 128L178 129V131H175L176 133L173 132V133H171L173 135H169V137L166 139L164 137L163 138L164 140H162V137L164 135L161 134L162 131L160 130V126H158L157 124H161L165 121L173 120L174 114L176 113V111L178 112L180 110V112H181L182 111L181 108L184 109V107L186 110V106L188 107ZM214 103H216V104H214ZM60 104L63 107L60 106ZM231 104L235 105V107H232L233 105H231ZM54 105L56 107H54ZM91 105H93V106H91ZM120 105H121V107H120ZM49 106L52 107L51 108L52 110L50 109ZM176 106H178V107H176ZM59 107L60 108L62 107L63 110L60 109ZM89 107L90 108L92 107L91 110L94 108L92 111V112H96L95 114L93 113L94 115L91 113V111L90 112L88 111L90 109ZM96 107H98V111H96L97 110ZM44 108H46L47 110H50V111H47ZM53 108L54 109L58 108L55 110L56 112H58L57 114H55L56 112L53 111L54 110ZM65 108L66 109L71 108L70 109L71 111L67 109L68 111H66L64 113V111L66 110ZM110 108H111V111H109ZM113 108H116V110ZM173 108L175 111L172 110ZM59 109L63 113L59 112L60 111ZM82 109H83V111H82ZM85 109H88V110H85ZM99 109H101V110H99ZM123 109H124V111H123ZM152 109H153V111H152ZM84 111H86V112H84ZM172 111H174L175 113H172ZM67 112L68 113L71 112V113L68 114ZM72 112L75 113L74 120H73V114L74 113L72 114ZM76 112L79 114V116H83L84 115L83 113H85V115L83 116V118L82 117L79 118L78 114ZM88 112L90 113L89 116L91 115L90 120H92V121L88 120L89 119ZM98 112L100 115H102L101 117H103V119L100 117ZM106 112H108V113H106ZM149 113L151 116L149 115ZM60 114H63V119H62V116L60 117ZM71 114H72V116L70 117ZM86 114H87V116H86ZM103 114H104V116H103ZM233 114H235V115H233ZM96 115L99 116V119H97L98 120L97 123H96V118H98V117ZM105 115L107 117H105ZM147 115H148L149 119L147 118ZM92 116H95L96 118H94ZM75 117L76 118L78 117V118L76 119ZM196 117H197V119H195ZM55 118H57V119H55ZM156 118H157V120H156ZM167 118H168V120H167ZM60 119L62 121L66 120V124L64 122L62 123V121ZM93 119L95 120V122H93L94 121ZM100 119L103 121V125H102V122L99 121ZM150 119H151V121H150ZM201 119H202V121H201ZM48 120L49 121L52 120L51 121L52 123H50ZM69 120H72V121L69 122ZM47 121L49 122L48 125L50 124L49 127L47 125ZM53 121H54L56 126H54ZM58 121L60 122L61 126L62 125H65V126H62L60 128V125L56 123ZM88 121H90V123ZM105 121H107L108 123ZM142 121H150V123L149 122L143 123ZM157 121L160 123H158ZM92 122H93V125H91ZM98 122H100V123H98ZM191 123H193V124L191 125ZM44 124H45V126H44ZM51 124H53V125L51 126ZM96 124L98 126L101 125V127L96 126ZM144 124H147V126L151 124V126L147 127ZM46 125H47V127H46ZM39 126L40 125L37 126V129L39 128ZM90 126L93 127L92 129L95 128L94 126H96V128L92 131V129H90L91 128ZM141 126L145 129H143ZM97 127L101 128L100 132H98L99 129ZM146 127H147V131H145ZM151 127H153V128H151ZM114 128H116V130ZM102 129L104 131L106 130V132L104 133L102 131ZM142 129L144 130V133H143ZM96 130L98 133L96 132ZM108 130H109V133H107ZM247 130L253 131V133H255L257 137L248 139V136L246 134ZM101 131L104 133V135L102 134ZM140 131H142V132H140ZM149 131H151V132L149 133ZM95 132L97 135L94 134ZM147 132H148V134H147ZM145 133H146V136H145ZM100 134H102V136H101L102 138L99 137ZM143 134H144V136H143ZM159 134L163 135V136H161V138H160ZM85 135H87L86 138H85ZM90 135H91V137H90ZM158 136H159V138H158ZM174 136H177L176 139H174ZM117 138H118V140H117ZM157 138H158V140H157ZM189 139L191 142L190 141L188 142ZM110 140H112V141H110ZM165 140H166V142H165ZM98 141H100V140H98ZM157 141H161L159 147L157 145ZM222 144L223 143H221V145ZM129 152H130V150H129ZM246 155L243 154L241 156L246 157ZM257 159H259L261 161V160H264V157L263 158L257 157ZM67 161H65V162H67ZM65 162H63L65 165L64 169L66 166H67L66 168H68L69 166H71L73 164V162L70 163L71 161L70 162L68 161L69 164L68 163L65 164ZM146 168H149L150 170L146 171ZM251 168H254V169L260 168L259 162L253 161L251 164ZM144 170H145V172H144ZM35 174H38V172ZM139 175H141V177ZM147 175L149 176L148 179H146ZM207 194L209 196H207ZM148 202H150V203H148ZM141 205L138 208L139 213L136 212V213H138V215L136 216L135 212L133 213V218L135 217L136 219H134V220L132 219V221H134V222H132L133 224H131L129 226L131 229L117 230L119 228H117V229L112 228V227L108 228V230H109L108 235L111 238L114 237L117 241H120L121 245H124L123 247H126V249L129 252L127 255H125V257H123L121 260H119L117 262V264H162V263H164L163 262L164 254L167 255L170 248H172V246H174L176 244V243H174V241L176 239H177V241L180 239L179 243L180 242L181 243L179 245H180L181 250L183 247L186 249L188 246V249L190 247V250L192 249V250L199 252V250L197 249L196 246H200V244H199L200 240H198V236H197V239H196V236H193L194 230L201 232L204 229H207L206 227L209 226L208 224H210V222H212V219L216 220V221H218V220L223 221V222H225V224L227 226L229 225V227L235 222V216H232V215H234L233 213H230V216L233 217L232 218L233 220H230L231 217L229 216V213L225 214L222 211H220V212H217L212 219H209L205 222H204V219L199 218L198 219L199 221L196 220V222L198 224L195 221L193 222V223H195V225L194 224L192 225V223L187 222V224L184 223L182 226L179 227V226H177L176 220L174 219V216L171 214L170 210L167 207H161L159 209V211L156 212L157 214L154 213L155 215H153V214H151L152 216L150 215L151 218H149V224H150L151 233L148 234V233L144 232V229H143L145 227V226L143 227L144 220H143V217L141 216L143 214V209H144V212H146L148 209H147V207L145 208ZM120 211H122V210H120ZM120 211H118V212L120 213ZM130 212H129V214H130ZM121 213H122V215L124 213L125 215H123V216L126 217V211L123 210ZM124 217L122 218L123 220H125ZM141 218H142V220H141ZM150 221H151V223H150ZM188 223H190L192 226H190V224H188ZM189 226L191 227V231H190ZM194 226H195V229H192ZM200 227H201V229H200ZM174 228L176 231L174 230ZM112 229L113 230L115 229L116 231L115 230L113 231ZM229 234H233L232 235L233 237L235 236L234 231L229 232ZM229 234H228V238H220V237H219L220 239L215 238L218 242V243L216 242L215 244L220 245L221 242H222V244H224L225 243L224 239H226V241H227L226 244L227 243L229 244L234 239V238H231L230 237L231 235L229 236ZM180 235H181V237H180ZM193 237H195V238H193ZM250 238L253 240V236H251ZM145 239H147L146 241H150V242H148L149 244H147V248H146V250H144V252H143L144 255H143L141 253L142 251H139V249L141 250L140 245L143 244V242H146ZM181 240L184 241L183 242L184 245L182 244ZM216 240H211V241L215 242ZM184 248H183V250H184ZM95 249L97 251V254H104V253L111 251V249L105 243L96 245ZM138 251L141 253V255H138V253H139ZM139 256H140V258L142 256H144V257H142V259H140V258H138ZM162 258H163V260H162ZM230 258H231V261L234 262V264L237 263V261L235 260V259H237L236 257H230ZM239 259H237V260H239ZM242 261L243 260H241L240 262H242ZM93 262H97V259H94ZM181 262L183 263V261H181Z\"/></svg>", "mask_w": 264, "mask_h": 264}]
</instances>
